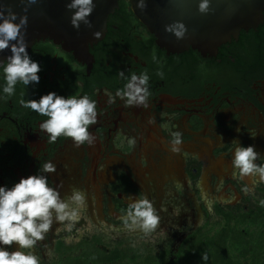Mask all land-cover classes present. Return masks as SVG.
<instances>
[{
	"label": "flooded vegetation",
	"instance_id": "af4514ba",
	"mask_svg": "<svg viewBox=\"0 0 264 264\" xmlns=\"http://www.w3.org/2000/svg\"><path fill=\"white\" fill-rule=\"evenodd\" d=\"M28 51L41 66L40 81L28 88L17 84L16 96L0 101V185L11 186L51 160L57 171L48 174L50 182L62 183V195L72 186L83 189L84 213L94 223L119 225L129 195L147 196L158 211L162 204L172 211V202L182 198L194 218L198 210L209 218L205 196L215 201L214 209L227 222L234 212L243 211L242 219L261 215L246 203L254 194L240 191L251 179L232 178L231 154L238 141L253 144L261 153L258 162H264V20L221 44L215 54L193 48L169 52L135 15L130 1L118 0L107 17L104 36L90 45L89 53L77 57L50 37L36 39ZM120 70L149 74L147 109L124 107L119 98L108 103L109 95L124 84ZM50 91L87 94L97 102V123L89 129L95 136L91 145L75 147L65 137L48 143L39 132V122L46 117L16 102L21 92L25 98L39 99ZM150 118L155 123H149ZM176 130L182 132L186 156L167 148L169 134ZM130 138L134 144H129ZM229 195L231 203L221 202ZM66 235L53 225L37 245L41 264L47 261V247L60 250ZM106 252L107 260L116 264L121 251ZM112 252L117 258H109Z\"/></svg>",
	"mask_w": 264,
	"mask_h": 264
},
{
	"label": "clouds",
	"instance_id": "9594fccd",
	"mask_svg": "<svg viewBox=\"0 0 264 264\" xmlns=\"http://www.w3.org/2000/svg\"><path fill=\"white\" fill-rule=\"evenodd\" d=\"M24 3L23 13L14 10L7 0H0V53L6 49L9 54L0 60V101H7L16 96L17 84L28 88L40 81L41 66L33 60L28 51L26 32L28 25V8L37 0H21ZM212 0H198L197 9L206 14L212 11ZM65 7L70 11V23L79 29L83 23L92 28L90 14L96 7L95 0H69ZM148 7L147 0H136V8L141 11ZM164 30L174 34L181 40L187 33V25L182 20H174L164 26ZM96 39H100L102 31L93 32ZM157 58L153 54V60ZM158 62V61H157ZM163 78L164 73L157 71ZM124 81L122 88H117L114 95H109L108 103L112 104L119 98L124 107H149L151 91L149 74L132 72L126 74L124 70L118 72ZM19 105L35 112L46 119L39 122V132L46 135L48 143H55L59 137L71 138L75 147L91 145L95 136L89 130L97 123V102L87 94L68 96L55 91L43 94L39 99L25 98L24 92L19 94ZM102 114V113H101ZM149 123H155L149 119ZM239 132L240 129L237 128ZM167 148L173 154L187 155L182 151L183 136L179 130L170 132ZM129 144L135 139L130 138ZM261 153L255 145H243L239 141L231 154L232 178L245 181L250 178L251 185L243 183L240 191L244 195L254 193L255 187L264 184V162H258ZM57 165L51 161H44L34 174L22 176L11 186L0 185V264H41L36 251L39 242L45 240L53 225L68 235L65 243L83 238L84 231L80 228V221L84 219L87 208V194L83 189L72 186L71 191L61 194L62 183L50 182L49 173H55ZM208 211H213L214 200L205 196ZM223 203L232 202V197L220 198ZM264 207V198L259 200ZM119 225L100 222L103 231L111 235L113 232L124 234H141L148 237L156 232L161 223V216L154 205V201L147 196L135 198L129 195L126 208L122 211ZM88 231H91L89 227ZM134 242H133V245ZM207 252L201 253L203 264L208 262Z\"/></svg>",
	"mask_w": 264,
	"mask_h": 264
},
{
	"label": "rangeland",
	"instance_id": "374dc122",
	"mask_svg": "<svg viewBox=\"0 0 264 264\" xmlns=\"http://www.w3.org/2000/svg\"><path fill=\"white\" fill-rule=\"evenodd\" d=\"M253 194L255 197L246 203L260 210L261 215L242 219L243 211L234 212L229 222L221 211L214 209L217 208L214 204L208 219L201 210L194 218L182 198L172 202V211L167 204H162L161 223L148 237L122 232L108 235L100 227V222L105 220L94 223L84 213L86 223L80 226L85 233L83 238L64 243L57 251L47 247L48 258L44 264H113L105 257L106 251L112 248L121 251L116 264H203L202 252L208 254L207 264H264V207L259 204L264 198V188L257 185ZM196 205L199 207L200 200ZM239 230H244L246 235L242 243L234 237ZM181 245L183 250H179Z\"/></svg>",
	"mask_w": 264,
	"mask_h": 264
},
{
	"label": "water",
	"instance_id": "95a60500",
	"mask_svg": "<svg viewBox=\"0 0 264 264\" xmlns=\"http://www.w3.org/2000/svg\"><path fill=\"white\" fill-rule=\"evenodd\" d=\"M135 15L156 37L159 46L169 52H180L190 48L202 54H215L218 47L242 30L255 28L264 20V0H212V11L202 14L198 11V0H147L148 7L141 11L136 0H129ZM14 10L23 13L21 0H7ZM69 0H37L28 8L26 41L28 46L42 37H50L75 56L89 53L90 45L98 41L93 36L96 30L106 31L108 15L118 7V0H95L96 7L90 14L92 28L83 23L79 29L70 23V11L65 7ZM174 20L187 25V33L181 40L164 30ZM100 38V39H101ZM28 47V48H29ZM9 52L0 53L2 60Z\"/></svg>",
	"mask_w": 264,
	"mask_h": 264
},
{
	"label": "trees",
	"instance_id": "16d2710c",
	"mask_svg": "<svg viewBox=\"0 0 264 264\" xmlns=\"http://www.w3.org/2000/svg\"><path fill=\"white\" fill-rule=\"evenodd\" d=\"M225 231H226V230H225ZM229 231H230V230H229ZM233 231H234V230H233ZM243 231H244V230H242V231L239 230V231H237V234L234 235L235 239H237V241H238V242H241V243L244 242V240H245L244 237L246 236V235L243 233ZM234 232H236V231H234ZM183 249H184V247L182 246L181 250H183ZM218 250H219V252H220L221 249L218 248ZM222 252H225V251H222ZM215 253H216V252H215ZM216 254H217V253H216ZM218 254H219V253H218ZM112 256H113V257H112ZM117 256H118V253L116 254V252H112V253H111V256H109V258H110V259H113L114 257L117 258ZM108 262H109V261H108Z\"/></svg>",
	"mask_w": 264,
	"mask_h": 264
}]
</instances>
